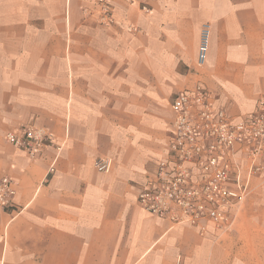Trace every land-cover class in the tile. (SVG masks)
I'll return each instance as SVG.
<instances>
[{"label": "crops", "instance_id": "crops-1", "mask_svg": "<svg viewBox=\"0 0 264 264\" xmlns=\"http://www.w3.org/2000/svg\"><path fill=\"white\" fill-rule=\"evenodd\" d=\"M145 3L115 0L104 24L84 14L91 0H0V176L17 185L0 208V264H245L226 240L237 217L224 230L174 225L138 193L170 158L181 88L201 80L236 119L256 110L264 0ZM204 22L211 46L199 71ZM29 124L54 135L36 157L6 138ZM100 157L109 170L96 168Z\"/></svg>", "mask_w": 264, "mask_h": 264}, {"label": "built area", "instance_id": "built-area-1", "mask_svg": "<svg viewBox=\"0 0 264 264\" xmlns=\"http://www.w3.org/2000/svg\"><path fill=\"white\" fill-rule=\"evenodd\" d=\"M114 1L93 0L94 8L86 9V14H95L101 23H111ZM140 3L148 9L145 0ZM209 46L210 26L205 24L200 36L199 67L206 63ZM171 108L170 158L159 164L157 173L138 193V202L174 225L207 220L224 227L234 220L248 197L252 178L264 181V93L259 95L253 114L236 119L214 106L210 89L198 80L175 94ZM6 138L36 157L53 134L26 125L21 133L9 132ZM111 165L108 157L95 161L100 171L109 170ZM16 194V181L0 176V208L12 205Z\"/></svg>", "mask_w": 264, "mask_h": 264}, {"label": "rangeland", "instance_id": "rangeland-1", "mask_svg": "<svg viewBox=\"0 0 264 264\" xmlns=\"http://www.w3.org/2000/svg\"><path fill=\"white\" fill-rule=\"evenodd\" d=\"M91 2L93 3V0H91ZM83 8H84L83 12L84 14H86L87 13L86 9L89 10L93 9L94 3H93V8H91L89 5ZM205 24H209L210 26V46H211L212 25L210 22H204L202 27ZM200 36H201V31H200ZM200 36H199V44H200ZM210 46H209V51H210ZM198 51H199V47H198ZM64 54L69 55L68 48H65ZM208 56H209V52H208ZM205 65L203 67H199L196 61V67L199 69V71L203 70ZM43 129L48 131L45 128ZM253 185L256 189L252 191V193L249 196L251 200L254 201V203H247V202L242 203L241 207L238 209L236 213L237 221L232 227V234L228 235L226 240H228L229 243L228 246L231 249H233L239 262H243L245 264H264V225H263L264 189L261 190L262 187H264V181L260 179H254ZM222 229L224 230L226 228L224 227Z\"/></svg>", "mask_w": 264, "mask_h": 264}]
</instances>
